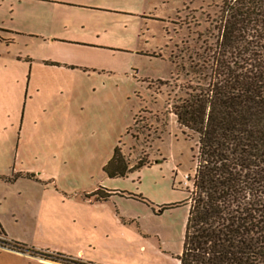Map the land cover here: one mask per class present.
<instances>
[{
  "label": "rangeland",
  "instance_id": "obj_1",
  "mask_svg": "<svg viewBox=\"0 0 264 264\" xmlns=\"http://www.w3.org/2000/svg\"><path fill=\"white\" fill-rule=\"evenodd\" d=\"M220 8L0 0V174L45 184L32 247L82 264H178L198 137L172 107L212 63ZM115 149L128 171L109 178ZM99 189L117 194L99 201ZM50 263L71 264L0 255V264Z\"/></svg>",
  "mask_w": 264,
  "mask_h": 264
},
{
  "label": "trees",
  "instance_id": "obj_2",
  "mask_svg": "<svg viewBox=\"0 0 264 264\" xmlns=\"http://www.w3.org/2000/svg\"><path fill=\"white\" fill-rule=\"evenodd\" d=\"M220 1L212 63L202 61V83L172 107L177 124L198 137L178 264H264V0ZM143 166L139 160L132 170ZM104 171L109 178L128 171L117 149ZM113 194L99 189L91 195L107 201ZM0 243L76 264L18 242Z\"/></svg>",
  "mask_w": 264,
  "mask_h": 264
},
{
  "label": "crops",
  "instance_id": "obj_3",
  "mask_svg": "<svg viewBox=\"0 0 264 264\" xmlns=\"http://www.w3.org/2000/svg\"><path fill=\"white\" fill-rule=\"evenodd\" d=\"M18 174L14 172L6 175L0 174V231L4 233V235L0 234V241L18 242L32 247L29 241L35 238L37 227L34 222L38 223L41 212H43L41 196L45 184L35 174L33 178ZM115 195L113 194L111 198ZM26 216L30 217L29 222ZM40 247L36 245L33 248L44 251ZM1 254L30 258L13 251L0 250Z\"/></svg>",
  "mask_w": 264,
  "mask_h": 264
},
{
  "label": "built area",
  "instance_id": "obj_4",
  "mask_svg": "<svg viewBox=\"0 0 264 264\" xmlns=\"http://www.w3.org/2000/svg\"><path fill=\"white\" fill-rule=\"evenodd\" d=\"M0 250L1 251H13L8 246H6V245H4L2 243H0ZM13 252L18 253V254H22V255H27L28 257H30V255H28V253H20V252H17V251H13Z\"/></svg>",
  "mask_w": 264,
  "mask_h": 264
},
{
  "label": "flooded vegetation",
  "instance_id": "obj_5",
  "mask_svg": "<svg viewBox=\"0 0 264 264\" xmlns=\"http://www.w3.org/2000/svg\"><path fill=\"white\" fill-rule=\"evenodd\" d=\"M28 255H30V258H34V257L36 258V255H32V254H29V253H28ZM75 263H76V264H81V263H77V262H75ZM71 264H72V263H71Z\"/></svg>",
  "mask_w": 264,
  "mask_h": 264
}]
</instances>
